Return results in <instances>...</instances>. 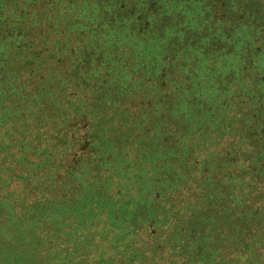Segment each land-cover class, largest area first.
Wrapping results in <instances>:
<instances>
[{"label": "trees", "instance_id": "16d2710c", "mask_svg": "<svg viewBox=\"0 0 264 264\" xmlns=\"http://www.w3.org/2000/svg\"><path fill=\"white\" fill-rule=\"evenodd\" d=\"M0 173L51 264H264V0H0Z\"/></svg>", "mask_w": 264, "mask_h": 264}, {"label": "rangeland", "instance_id": "374dc122", "mask_svg": "<svg viewBox=\"0 0 264 264\" xmlns=\"http://www.w3.org/2000/svg\"><path fill=\"white\" fill-rule=\"evenodd\" d=\"M2 176L3 174L0 173V177L5 182ZM0 184H3L1 180ZM15 194L6 186V183L0 186V264H51V261L42 260L41 255L21 244L23 238L26 241V237L37 234L35 229L29 227V224L33 223L30 219L39 213L35 211L27 216L25 210L28 212L30 210L26 209V206L32 205L33 200L21 193ZM44 223V225H49L47 222ZM90 250L89 253L79 254V260L77 258L73 260L72 256H64L66 262L61 261V264H97L96 260L101 250L97 251L92 248Z\"/></svg>", "mask_w": 264, "mask_h": 264}]
</instances>
